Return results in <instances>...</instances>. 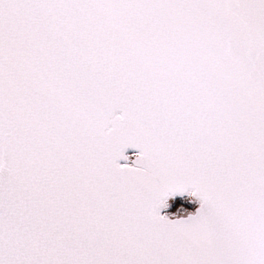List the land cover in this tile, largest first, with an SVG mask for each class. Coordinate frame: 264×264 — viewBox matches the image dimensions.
Returning a JSON list of instances; mask_svg holds the SVG:
<instances>
[{
	"label": "snow or ice",
	"instance_id": "obj_1",
	"mask_svg": "<svg viewBox=\"0 0 264 264\" xmlns=\"http://www.w3.org/2000/svg\"><path fill=\"white\" fill-rule=\"evenodd\" d=\"M0 264H264V0H0Z\"/></svg>",
	"mask_w": 264,
	"mask_h": 264
},
{
	"label": "rangeland",
	"instance_id": "obj_2",
	"mask_svg": "<svg viewBox=\"0 0 264 264\" xmlns=\"http://www.w3.org/2000/svg\"><path fill=\"white\" fill-rule=\"evenodd\" d=\"M177 199H179L180 201H182V203L185 204V207H186V208H184L182 211L180 210V211L175 212L174 215H177V216H179V215H184V214H186V213H188V212H192V211L194 210V208L196 207V204H195L194 202H192V201H191L189 198H187V197H183V198H181V197H177V198H175L174 200L170 201V205H171L175 200H177ZM165 210H166V209H165ZM165 210H164V211H165Z\"/></svg>",
	"mask_w": 264,
	"mask_h": 264
},
{
	"label": "trees",
	"instance_id": "obj_3",
	"mask_svg": "<svg viewBox=\"0 0 264 264\" xmlns=\"http://www.w3.org/2000/svg\"><path fill=\"white\" fill-rule=\"evenodd\" d=\"M184 208H186L185 204L182 203V201H180L179 199H177L169 206V208L165 210V212L172 215L177 211H182Z\"/></svg>",
	"mask_w": 264,
	"mask_h": 264
},
{
	"label": "water",
	"instance_id": "obj_4",
	"mask_svg": "<svg viewBox=\"0 0 264 264\" xmlns=\"http://www.w3.org/2000/svg\"><path fill=\"white\" fill-rule=\"evenodd\" d=\"M132 151H133V150H128V153H131ZM194 210H195V208H194ZM194 210H193V211H194Z\"/></svg>",
	"mask_w": 264,
	"mask_h": 264
},
{
	"label": "flooded vegetation",
	"instance_id": "obj_5",
	"mask_svg": "<svg viewBox=\"0 0 264 264\" xmlns=\"http://www.w3.org/2000/svg\"><path fill=\"white\" fill-rule=\"evenodd\" d=\"M129 154H131V153H129Z\"/></svg>",
	"mask_w": 264,
	"mask_h": 264
}]
</instances>
